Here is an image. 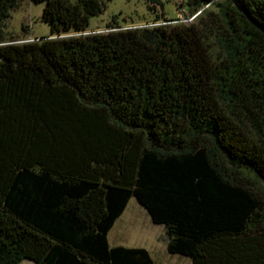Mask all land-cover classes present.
Listing matches in <instances>:
<instances>
[{
    "label": "trees",
    "instance_id": "obj_1",
    "mask_svg": "<svg viewBox=\"0 0 264 264\" xmlns=\"http://www.w3.org/2000/svg\"><path fill=\"white\" fill-rule=\"evenodd\" d=\"M33 1L54 36L15 42L0 0V264H158L109 242L133 197L169 254L264 264V0L159 8L155 44L85 33L110 0Z\"/></svg>",
    "mask_w": 264,
    "mask_h": 264
},
{
    "label": "rangeland",
    "instance_id": "obj_2",
    "mask_svg": "<svg viewBox=\"0 0 264 264\" xmlns=\"http://www.w3.org/2000/svg\"><path fill=\"white\" fill-rule=\"evenodd\" d=\"M160 1L162 5L151 10L147 0H110L103 13L91 18L89 29L85 33L107 32L112 25L126 28L155 22L160 17L159 8H162L166 18L178 17L179 13L173 1ZM43 7L44 2L18 0L17 6L10 11L9 17L5 20V38L25 42L38 37L54 36L50 25L42 20ZM72 35L78 33H61L59 37ZM112 232H120L116 240L121 245L147 248L158 264H192L188 257L169 254L168 238L163 225L153 223L147 210L134 197L129 201ZM25 262L34 264L30 260H25L24 264Z\"/></svg>",
    "mask_w": 264,
    "mask_h": 264
},
{
    "label": "built area",
    "instance_id": "obj_3",
    "mask_svg": "<svg viewBox=\"0 0 264 264\" xmlns=\"http://www.w3.org/2000/svg\"><path fill=\"white\" fill-rule=\"evenodd\" d=\"M166 1H173L179 13L178 14L179 20L172 21L171 23H176V22L191 23L197 17V15L201 12V11H198L195 14H190L183 4L185 0H166ZM161 23L162 22L157 21V22H152V23H148L145 25H141L140 27L151 29L153 27L160 25Z\"/></svg>",
    "mask_w": 264,
    "mask_h": 264
},
{
    "label": "water",
    "instance_id": "obj_4",
    "mask_svg": "<svg viewBox=\"0 0 264 264\" xmlns=\"http://www.w3.org/2000/svg\"><path fill=\"white\" fill-rule=\"evenodd\" d=\"M234 5L238 8V10L240 12H242L243 14H245L249 20L253 21V19L250 17V15L248 14L246 8L238 1V0H232ZM254 22V21H253ZM254 24L262 31L264 32V26H261L259 25L258 23L254 22ZM142 36L143 38L146 40V41H151L153 44L156 43L157 41V37L154 36L153 32L146 29V30H143L142 32Z\"/></svg>",
    "mask_w": 264,
    "mask_h": 264
},
{
    "label": "crops",
    "instance_id": "obj_5",
    "mask_svg": "<svg viewBox=\"0 0 264 264\" xmlns=\"http://www.w3.org/2000/svg\"><path fill=\"white\" fill-rule=\"evenodd\" d=\"M119 220V219H118ZM117 220V221H118ZM117 223V222H116ZM115 226V225H114ZM114 228V227H113ZM113 230V229H112ZM111 232L109 233V242L112 246H117V245H121L117 242L116 238L119 236L120 232ZM110 237L112 238V241H110ZM129 247V246H128ZM141 247V246H140ZM24 264V261L21 263ZM25 264H29V262H25Z\"/></svg>",
    "mask_w": 264,
    "mask_h": 264
},
{
    "label": "clouds",
    "instance_id": "obj_6",
    "mask_svg": "<svg viewBox=\"0 0 264 264\" xmlns=\"http://www.w3.org/2000/svg\"><path fill=\"white\" fill-rule=\"evenodd\" d=\"M148 29V28H145V30ZM149 30V29H148Z\"/></svg>",
    "mask_w": 264,
    "mask_h": 264
}]
</instances>
